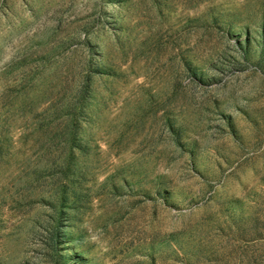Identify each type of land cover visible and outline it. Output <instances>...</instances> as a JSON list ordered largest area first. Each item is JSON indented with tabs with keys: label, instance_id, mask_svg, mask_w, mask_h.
<instances>
[{
	"label": "rangeland",
	"instance_id": "374dc122",
	"mask_svg": "<svg viewBox=\"0 0 264 264\" xmlns=\"http://www.w3.org/2000/svg\"><path fill=\"white\" fill-rule=\"evenodd\" d=\"M0 264H264V0H0Z\"/></svg>",
	"mask_w": 264,
	"mask_h": 264
}]
</instances>
